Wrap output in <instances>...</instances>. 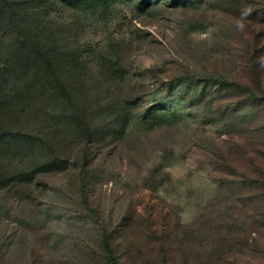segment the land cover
<instances>
[{
    "label": "rangeland",
    "instance_id": "rangeland-1",
    "mask_svg": "<svg viewBox=\"0 0 264 264\" xmlns=\"http://www.w3.org/2000/svg\"><path fill=\"white\" fill-rule=\"evenodd\" d=\"M69 1L0 5V264H264V0Z\"/></svg>",
    "mask_w": 264,
    "mask_h": 264
},
{
    "label": "trees",
    "instance_id": "trees-1",
    "mask_svg": "<svg viewBox=\"0 0 264 264\" xmlns=\"http://www.w3.org/2000/svg\"><path fill=\"white\" fill-rule=\"evenodd\" d=\"M109 1L110 0H70L69 2L70 4H73L75 6L94 7L99 4L106 5L108 4ZM5 2L6 0H0V5L4 4ZM204 78L205 77H202L203 82L209 81L212 87L215 86L217 91L221 92V89L224 91V94L219 97L220 99L218 100V102L223 103L227 100V98L234 97V96L243 97L244 95H249L251 98L253 97V92H251L250 88L244 84H240L238 82L223 79V78H217L214 76H211L205 79ZM202 92L203 91H201V93H198L200 97H202L203 95ZM0 100H2V102L7 103V101L3 99H0ZM234 105L236 104L231 103L229 106H234ZM51 164L52 163H49L48 165L51 166ZM42 166H46V164ZM38 168H42V167H38ZM102 243H103V248H104V255L108 263L109 264H121L117 255L114 253L113 246H112L111 240L108 235H105L103 237Z\"/></svg>",
    "mask_w": 264,
    "mask_h": 264
}]
</instances>
